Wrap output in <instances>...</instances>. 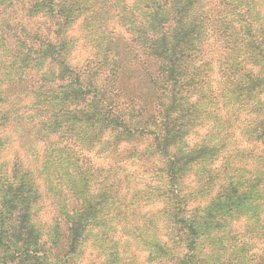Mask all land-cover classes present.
I'll use <instances>...</instances> for the list:
<instances>
[{"label":"trees","instance_id":"trees-1","mask_svg":"<svg viewBox=\"0 0 264 264\" xmlns=\"http://www.w3.org/2000/svg\"><path fill=\"white\" fill-rule=\"evenodd\" d=\"M25 1L0 0V264H77L82 246L100 235L95 231L99 228H108L105 240L112 243L108 249L116 248L113 254L120 264L149 260L153 264H264V0H191L185 20L182 11L171 12L158 26L157 38L146 37L143 52L153 58V64L144 62L143 52L134 51L129 43L133 35L128 42L117 36L122 22L109 12L115 6L110 7L112 0L75 4L74 0H49L59 7L67 3L64 13L73 8L82 10V15L90 12L88 26L95 39H111L107 46L102 41L89 58L75 62L70 60L72 40L67 38L75 19L68 28L58 27L51 19L54 26L29 29L24 17L36 3L28 0L25 8ZM154 1L136 0L143 9ZM182 30L186 33L178 43ZM160 40L161 49L152 53V46ZM40 60L54 66L48 72L56 88L49 87L45 94L57 93L61 107L51 108L47 98L38 121L29 118L27 107L4 86L13 85L7 77L15 73L26 81L29 63L36 65ZM127 67L137 69L142 78L136 75V80L126 83L131 79ZM217 81L220 89L216 91ZM39 90L32 86L25 96H38ZM222 97L223 105L230 106L226 116L220 114L218 99ZM190 99L195 103H189ZM238 121L254 148L239 147L234 157L244 153L247 162L257 164L244 170L260 175L258 187L242 188L237 176L230 174L239 169L234 159L224 160L231 165L228 169L214 166L236 149ZM39 124L70 140L57 148H69L68 157L76 169L66 180L71 194L63 185L52 189L50 204L61 207L60 215L45 236L33 216L36 204L46 196L39 187V154L48 151L52 140L35 134ZM197 125H201L198 130L212 128L209 134L214 126L223 125L228 135L209 145L213 152L207 162L200 144L186 148V161L170 157L174 134L186 128V136ZM143 142H147L144 152L138 146ZM76 145L113 158V165L97 164L80 154ZM125 145L133 147L122 152ZM255 148L261 150L255 152ZM136 156L153 166L147 169L152 174L143 188H138V172L123 171L120 164ZM195 170L201 175L213 173L208 177L210 190L219 187L218 179L227 181L226 175L231 182L224 183L219 193V188L207 193L210 201L206 205L198 202L190 210L183 197L194 193L185 189L190 188L187 178ZM254 193L257 199H251ZM157 201L163 203L157 216L134 217L138 206L141 210L140 206ZM249 206L256 209L257 223L245 217ZM242 220L244 225L239 223ZM144 228L152 232L142 233ZM127 229L136 249L148 252L145 258L136 251L135 257L119 255Z\"/></svg>","mask_w":264,"mask_h":264},{"label":"rangeland","instance_id":"rangeland-1","mask_svg":"<svg viewBox=\"0 0 264 264\" xmlns=\"http://www.w3.org/2000/svg\"><path fill=\"white\" fill-rule=\"evenodd\" d=\"M16 0H9V2H13ZM93 1H100V0H93ZM113 3L110 4V7L115 4L112 8H110L109 12L111 14H114L115 19H118L120 22H122L121 28L118 27L117 29V36H123L125 39V42H128V38H130L133 35V41L129 42L131 43L132 48L135 52L141 53L143 52V48L145 45L148 44V41L146 37H152L157 38L158 35V26L166 20L173 12V14H176L179 11H182L183 13L180 14L182 17V20L186 19L187 16L186 12L191 7V0H173L171 2H167V4L164 3L165 0H155L154 2H148V6L146 5V8H142V6H138L136 0H124V1H118V0H112ZM145 1V0H142ZM31 2V1H30ZM36 3L34 8L29 11V14H26L24 17V23L26 24L27 28L29 29H39V31L43 30L44 28H47L48 26L52 25L54 26V21L51 19H54L57 22L58 27L60 28H68L73 23L71 22L72 18L75 19V24L69 29L67 32V38L71 42V52H70V60L71 62H75L76 60H80L85 58H89L92 54V52L98 51L99 46L101 45V42L103 41V44L108 45V42L110 44V38L107 35L106 38L101 37L99 40L95 39V32H91L90 27L88 26V16L89 13H84L82 15V10H78V8H73L68 10L64 13L63 8L67 6V3H65V6L59 7L61 4H55V1L50 2L49 0H33L32 3ZM83 2V0H82ZM140 2V0H139ZM24 7H28V0L24 2ZM75 3H81L80 0H74ZM92 3V2H91ZM180 4H182L180 6ZM183 4H185V8H183ZM187 4V5H186ZM107 6V2L105 4ZM136 5V7H134ZM109 6V5H108ZM23 7V8H24ZM60 9V12H58ZM24 14V10L22 12ZM69 15L68 19L66 16ZM91 26V23H90ZM129 29H128V28ZM88 28V30H87ZM127 28V32L124 31V29ZM185 33L183 30L181 31L179 37L176 39V42L180 43L181 40L184 38ZM102 39V40H101ZM107 42V43H104ZM98 45V46H97ZM151 49L152 53H157L158 49H161L162 43L161 40L158 41L156 44L152 46ZM143 60L146 64H153V59L151 56L146 55L143 52ZM146 57V58H145ZM132 60L135 59V56L131 57ZM75 60V61H74ZM127 61V60H126ZM130 64V62L128 61ZM48 63L44 62V60H40L36 63H29V70H27L26 75L24 78H26V81L19 80V73H15L14 75H8L7 79L12 81L13 85L10 86H4V88L9 91L8 94H11L12 96H16V101H21L22 105H25L27 107V113L30 112L29 118H37L41 120L43 118V112L41 111V107L45 104L46 99L48 98V101L52 103L51 108L59 109L61 107V103L57 99L58 95L57 93L50 92L49 95L45 94L46 89L49 87L56 88V84L52 82L53 76L50 77L49 75V68L54 66H48ZM132 66V64H131ZM133 67V66H132ZM134 68V67H133ZM135 69V68H134ZM132 68H126V73H128V76L131 75V79L126 80V83L133 82L136 80V75L138 77V70H134ZM18 72V71H17ZM135 75V76H134ZM134 76V78H133ZM139 79L142 78V76L138 77ZM126 79V78H125ZM124 79V80H125ZM39 88L38 96H36V93H30L29 95L25 94L28 92L30 87L32 88ZM40 86V87H39ZM216 91L218 88L220 89V84L217 81V86H215ZM219 92V91H218ZM217 92V94H218ZM60 93V92H58ZM23 96V99L21 98ZM224 99L222 97V100L220 101L218 99V103L222 106L220 114L227 115V112L225 110H228L230 108L229 105H223ZM29 110V111H28ZM225 115V116H226ZM241 122L238 121L235 124V133H234V143L236 145V149L233 150L231 153L227 152L224 156L220 157L215 162V167L220 166L221 169L226 166V168H230L228 163H225V159L231 160L234 159V164L239 169L238 170H232L230 174H234L237 176V181L240 180V183H242V188L246 189L248 186H251L253 188L255 185L257 187L260 185L259 181L256 180L257 177L260 175L258 173H249L246 172L244 169L245 167L248 168H255L257 164L255 162H247L245 160L244 153L234 157V153H237L239 151V147L246 148L247 150L253 149V144L247 139L244 128L242 129V125L240 128ZM244 126V125H243ZM247 126V125H245ZM215 129L213 133H210L205 139H203L199 144L201 146V149L203 150L202 157L205 158L206 162L210 158L211 153L213 152L210 150V146L216 142L219 141L220 138L225 137L227 134L225 126H214ZM233 128V127H231ZM220 129V132H219ZM36 135L40 137H44V135L50 137V144H48V151L43 154H39V160H41V164H39V172H41V178H40V189L44 191V194L46 196H43V199L41 198L39 202L36 204L35 211H34V221L40 227L42 230L44 236L49 231L52 232L53 226L56 225L55 218H57L60 213L58 211L59 205H56L55 203L50 204V199L54 197V192L52 189L57 186L65 187V191L68 194H71L72 190H70L67 186L66 180L68 179V175L72 172H75V166H73V163L69 156V148L59 149L58 147H62L64 145H67L69 143V139H61L57 133H52L49 131L46 127H43L41 124H39L38 127H35ZM206 128L200 129L199 131L204 132ZM178 131V129H177ZM185 134H186V128L181 129L179 132L175 133L173 138L171 139V142L173 143L171 147L169 148V156L176 159V160H182L186 161L189 156L187 154L186 156V148H188L187 142L185 141ZM59 137V138H58ZM189 140L193 139V136H188ZM69 140V141H67ZM57 142V143H56ZM70 145H73L71 142ZM139 148L145 151V147H147V142L139 143ZM133 145H125L122 148V152L126 149H131ZM264 147V146H262ZM75 149L79 151L80 154H86L88 155L90 160H93L97 164L105 165L107 163L111 164L114 163V159L111 157H108L106 155L100 156L99 152H96V150H86L84 147L81 148V146H75ZM65 150V151H64ZM255 152H259L260 148H255ZM263 151V149H262ZM67 153V154H66ZM149 160L156 161L154 158H150ZM227 162V161H226ZM137 163V165L135 164ZM121 165H123L122 170L123 171H137L138 175V188H143L145 186V183L148 178L151 176L150 170H147L148 168H152L151 162L147 159H143V156L139 157L136 156L135 158H130L128 161L123 160V162H120ZM113 165V164H111ZM204 165V164H202ZM264 168V167H263ZM219 170V169H218ZM213 176V173L211 174H202L195 170L188 178V184H190L189 189H185L186 191H193V194H190L189 197H183L187 199V208L190 210H193L195 205L200 202L202 205H206L210 200V196L207 193H210L212 191H216L218 188V193L220 192L223 185L228 184L230 181L231 176L226 175L227 181L220 180L219 187H214L213 190L208 189L207 186H211L212 183L208 180L210 177ZM209 177V178H208ZM157 181L159 179L155 177ZM210 182V183H209ZM226 183V184H224ZM210 184V185H209ZM263 187V185L261 184ZM184 190V191H185ZM255 190V189H250ZM131 190L128 191L127 197L125 201L129 200ZM207 194V195H206ZM129 195V196H128ZM206 195V196H205ZM254 195L250 196L251 199H257ZM67 198V197H65ZM27 200L26 202H28ZM131 201V200H130ZM76 206V205H75ZM73 206V208L75 207ZM142 207L141 210H139V206L137 207V211H140L139 216H135V212L133 213L134 217L141 218L144 215H152L156 213V216L158 215V211L163 207V203L161 201H157L148 205L140 206ZM172 207V206H171ZM64 215L62 218L65 217V211L63 210ZM131 214V213H129ZM264 215V214H263ZM132 216V215H131ZM133 217V216H132ZM245 217H248L252 219L253 222L257 223V214L256 209L252 206H249V210L246 211ZM158 218V217H155ZM46 222V224H44ZM246 221L242 220L239 221L240 225H244ZM54 224V225H53ZM160 224H162L160 222ZM129 226H131L129 224ZM122 227V225H121ZM52 228V230H51ZM130 228V227H129ZM133 228V227H131ZM130 228V229H131ZM162 228V227H161ZM130 229L124 232L122 241L124 244V247L121 249V253L119 252L120 256H129V255H137L141 257H146L147 251H141L138 248L136 249V246L134 245V242L132 240V235L130 234ZM155 231L157 232L158 228L153 227ZM108 230V228H99L95 231H98L100 235H94L93 238L89 241H87L82 246V251L79 255V258L77 259V264H120L118 261H115V254H113V251H116V248L108 249V247L112 246V243H108L105 240V233ZM240 230V229H239ZM145 232H152L147 231L145 228L142 230V233ZM160 236L164 235V230L160 229ZM148 234V233H147ZM120 235V234H119ZM119 237V236H118ZM51 238V237H50ZM163 241V240H162ZM139 245V244H138ZM137 245V246H138ZM147 249H151L147 247ZM136 251V253H135ZM138 262H141L139 260ZM154 262L148 261L145 264H153ZM16 264V261L15 263ZM21 264H39V262H33L29 263L28 261H22Z\"/></svg>","mask_w":264,"mask_h":264},{"label":"clouds","instance_id":"clouds-1","mask_svg":"<svg viewBox=\"0 0 264 264\" xmlns=\"http://www.w3.org/2000/svg\"><path fill=\"white\" fill-rule=\"evenodd\" d=\"M262 7H264V5H262ZM189 103H195V102H193L190 99ZM198 126H201V125H197L196 127L192 128L189 131V133L186 135V137H185V141L187 142V145H188L189 148L197 146L203 139H205L208 136L210 130L212 129V128H206V130L204 132H201V131L198 130ZM190 134L193 135V139L192 140L188 139V136Z\"/></svg>","mask_w":264,"mask_h":264}]
</instances>
